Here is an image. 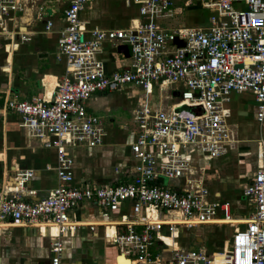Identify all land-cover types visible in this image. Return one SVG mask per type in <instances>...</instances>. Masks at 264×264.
<instances>
[{"label":"built area","instance_id":"1","mask_svg":"<svg viewBox=\"0 0 264 264\" xmlns=\"http://www.w3.org/2000/svg\"><path fill=\"white\" fill-rule=\"evenodd\" d=\"M94 1L68 0L47 12L44 0H0V54L52 33L55 57L64 61L49 97L7 93L2 102L32 138L56 151L58 182L34 200L23 193L22 180L1 186L0 225L46 231L52 255L44 264H63L64 238L83 226L95 235L101 226L103 239L130 264H264V0H124L136 13L110 28L82 17ZM196 1L207 10L204 21L166 23ZM105 43L126 45L128 62L107 72L99 58ZM128 84L145 96L131 110L135 162L113 183L74 182L70 149L99 146L107 134L88 100ZM242 93L252 96L260 131L257 165L241 189L250 206L246 217L234 215L228 200L212 199L202 175L205 162L237 141L229 103ZM84 203L97 207L94 221L71 216ZM202 225L231 232L213 249L189 248L188 231ZM189 233L197 242L200 232Z\"/></svg>","mask_w":264,"mask_h":264},{"label":"crops","instance_id":"2","mask_svg":"<svg viewBox=\"0 0 264 264\" xmlns=\"http://www.w3.org/2000/svg\"><path fill=\"white\" fill-rule=\"evenodd\" d=\"M99 2H102V5L105 4V0H95L91 5V9L82 12V17L90 20L91 24L105 28L114 27L107 24L102 26L100 23L99 25L92 21L98 19L100 15L105 20V16H103L104 9L102 12ZM127 9L132 8L125 7L126 20L122 22V26L132 16L127 12ZM189 15L188 13L189 20L186 23L196 25L205 20L206 14L199 13V15H196L195 13L190 17ZM55 50V35L52 33L36 35L32 41L21 43L12 55L1 50L0 101L3 102L7 93L10 94V97L17 96L18 98H32L41 96L46 92L52 93L56 81L64 71V61L55 57ZM8 56H10V60L6 61ZM128 57L129 48L126 45L113 47L108 43L104 44L103 51L99 54V58L103 61L107 72L125 65L128 62ZM8 63V70H5L4 66ZM13 73L14 76H12ZM131 86L134 87V85ZM104 93H95L91 96L87 103L89 111L97 114L100 111L107 112L111 107L125 104L121 99L109 98L112 94L114 96L120 95L119 92ZM245 94L239 95L241 98L247 96L254 104L252 96ZM231 101L229 103L232 110L231 121L236 124L239 139H246L248 129H252L251 126H255L253 130L258 133L259 137V128L253 118L254 105H249L251 106V111H249V108L245 107L241 101L239 104L236 103L235 106H231ZM149 102L153 104L154 99L151 98ZM166 103L168 102H163V106ZM1 106L2 104H0V187L3 185L15 186L18 181L22 180L23 193L27 198L34 200L45 196L58 182L54 169L56 151L53 148L43 147L36 139L32 138L27 130L19 125L18 116L13 112L2 110ZM108 124L105 123L107 134L103 144L93 148L74 147L70 149L73 159L74 182L80 185L113 183L121 179L123 170H126L127 166L135 162L129 150V144L133 141L135 135L134 125L132 124L130 131L126 123H119L116 128L113 124L110 126ZM262 133L264 134V128ZM128 136L132 138L127 140L126 137ZM228 157V153H226L212 159L210 162L213 161L218 165L221 161H227ZM27 171L30 175L23 178L22 173ZM252 173H249L245 181ZM218 176L220 177V175ZM208 189L212 199L228 200L232 212L236 216L244 217L249 214L250 206L243 197L241 189L239 193L237 190L235 192L230 183L227 184L223 181L217 182L215 185L209 184ZM71 216L85 222L94 221L98 217V209L95 205L84 203L74 209ZM50 231L52 234L56 233L54 227ZM198 232H200L198 233L200 237L197 242L199 244L204 243V234L201 231ZM96 233V235L91 233L86 226H83L74 235L65 237L62 263L78 264L80 254L78 248L87 247V250L94 251L95 256L99 257L100 250L102 251L108 246L111 247L103 239V228L101 226L96 228ZM218 241L220 240H217L216 244L219 243ZM213 243L210 242L211 245ZM110 253H112L113 260L118 255V262L114 263V260L111 264H119L120 256H124L117 254L115 249L111 250ZM51 255L50 239L46 231L44 233L36 226L0 225V264H44L49 261ZM95 259L97 258L95 257ZM126 259L128 260V258ZM86 260L82 264L91 262L88 258Z\"/></svg>","mask_w":264,"mask_h":264},{"label":"rangeland","instance_id":"3","mask_svg":"<svg viewBox=\"0 0 264 264\" xmlns=\"http://www.w3.org/2000/svg\"><path fill=\"white\" fill-rule=\"evenodd\" d=\"M44 9L47 12H50L52 9L55 12H58L59 9H62L68 2V0H44ZM102 2H99L100 9L103 12V16H105V20L101 18V15L98 19L92 20L96 24H101L102 26L107 25H113L114 27L122 26V22H124L125 19V7L124 0H105V4L102 5ZM177 5H182L181 2L177 1ZM48 8V9H47ZM206 9H201V4L199 1H196L192 4V7L188 9H184L182 14L180 16L173 17L169 20H166V23H169L170 25H177L181 23L182 21H188V13L190 14L189 17L196 13V15H199V13L203 12L206 13ZM127 12L132 15V17L135 15V9H127ZM128 14V16H129ZM124 16V18H123ZM129 18V17H128ZM120 23V24H119ZM99 24V25H100ZM4 53V52H3ZM10 58L7 57L6 61H9ZM5 61V63H6ZM14 76V73L12 74ZM119 92L120 95L114 96L112 93ZM98 94H105L104 92H97ZM108 93V92H106ZM110 97H115L117 99H121L124 101L125 104L120 105L118 107H111L107 112L100 111L97 113L99 116H102V121L105 123H109L108 126L112 125L114 128H116L117 124L119 123H126L128 125L129 130L132 129V115L131 110L132 108L136 107L140 102H143L145 100L144 91L137 86H131V85H125L122 87L120 91H112ZM246 95V94H245ZM239 94H233L232 95V101L231 106H235V104H239L240 101L242 104L249 108V111H251L250 104H253V102L247 97L241 96L239 97ZM152 97V99L155 100V97L153 95L149 96V98ZM28 99V98H27ZM151 100V99H150ZM255 105V103L253 104ZM252 113V112H251ZM251 113L249 114L251 116ZM252 129H248V133L246 134L247 137L245 140H240L237 138V141L234 143L233 147L227 152L228 153V160L227 161H221V163H218V166L215 162H206L204 164L205 169L203 170V178L205 184L207 186L209 184L215 185L217 182L223 181L224 183L229 184L231 187H234L235 192H240L241 184L245 182V179L249 175V173L254 172L256 165H257V152H258V143H259V137L258 133H255L253 128L255 129V126H251ZM260 132V131H259ZM240 135V133H239ZM122 138V137H121ZM129 138H132L131 136L126 137L128 140ZM217 161V160H216ZM220 175V177L218 176ZM224 178V179H222ZM235 215V214H234ZM246 217V216H244ZM216 229V230H215ZM201 231L204 234V247L208 249L215 248V244L217 240L226 239L229 237L231 228L228 226H208V225H202L197 227L196 229L188 231L189 238H191V241L189 242V248H197L200 244L197 243L193 237V235L189 232H197ZM212 239V240H211ZM211 240V241H210ZM210 242H214L212 245ZM78 264H82L83 262H86L87 258L90 259L89 264H111L113 263L112 253H110L111 250L114 248L106 247L102 251L100 250V258L95 256L94 251L87 250V247L85 248H78ZM87 250V251H86ZM93 252V253H92ZM117 252V251H116ZM95 257L97 259H95Z\"/></svg>","mask_w":264,"mask_h":264},{"label":"bare ground","instance_id":"4","mask_svg":"<svg viewBox=\"0 0 264 264\" xmlns=\"http://www.w3.org/2000/svg\"><path fill=\"white\" fill-rule=\"evenodd\" d=\"M50 94L46 92V95L48 97L50 96ZM118 254H121V253H118ZM121 255H123V254H121ZM116 262H118V255L115 257V262L114 263H116ZM119 262H120L119 264H130V261L127 260L124 256H120V261Z\"/></svg>","mask_w":264,"mask_h":264},{"label":"trees","instance_id":"5","mask_svg":"<svg viewBox=\"0 0 264 264\" xmlns=\"http://www.w3.org/2000/svg\"><path fill=\"white\" fill-rule=\"evenodd\" d=\"M0 104H2V101H0Z\"/></svg>","mask_w":264,"mask_h":264}]
</instances>
